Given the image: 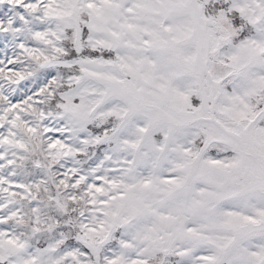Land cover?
<instances>
[{
  "label": "snow or ice",
  "instance_id": "1",
  "mask_svg": "<svg viewBox=\"0 0 264 264\" xmlns=\"http://www.w3.org/2000/svg\"><path fill=\"white\" fill-rule=\"evenodd\" d=\"M0 264H264V0H0Z\"/></svg>",
  "mask_w": 264,
  "mask_h": 264
}]
</instances>
